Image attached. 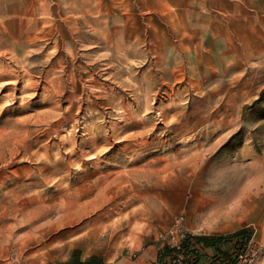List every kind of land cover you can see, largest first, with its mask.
Here are the masks:
<instances>
[{"label":"rangeland","instance_id":"obj_1","mask_svg":"<svg viewBox=\"0 0 264 264\" xmlns=\"http://www.w3.org/2000/svg\"><path fill=\"white\" fill-rule=\"evenodd\" d=\"M0 85V264H264V0H0Z\"/></svg>","mask_w":264,"mask_h":264},{"label":"trees","instance_id":"obj_2","mask_svg":"<svg viewBox=\"0 0 264 264\" xmlns=\"http://www.w3.org/2000/svg\"><path fill=\"white\" fill-rule=\"evenodd\" d=\"M252 232L241 228L228 234L186 233L177 245L165 241L157 246L152 264H235L244 255ZM54 264H114L97 255L83 258L72 249L64 261Z\"/></svg>","mask_w":264,"mask_h":264},{"label":"built area","instance_id":"obj_3","mask_svg":"<svg viewBox=\"0 0 264 264\" xmlns=\"http://www.w3.org/2000/svg\"><path fill=\"white\" fill-rule=\"evenodd\" d=\"M182 220V216H179L175 221L178 224L180 221ZM186 234V232L181 231L179 233V236L177 238V240L172 239L171 241H168L171 245H177L179 240L184 237V235ZM247 251V250H246ZM245 251L244 255L240 256V259L235 263V264H250V260L247 261V259L245 258V255L247 254V252ZM244 257V258H243ZM244 260V263L242 262ZM247 261V262H246Z\"/></svg>","mask_w":264,"mask_h":264},{"label":"bare ground","instance_id":"obj_4","mask_svg":"<svg viewBox=\"0 0 264 264\" xmlns=\"http://www.w3.org/2000/svg\"><path fill=\"white\" fill-rule=\"evenodd\" d=\"M48 23H49V22H48ZM54 28H55V27H54ZM49 30H50V29H49ZM52 31H53V29H52ZM50 33H51V32H50ZM51 44H52V43H51ZM13 45H14V44H13ZM52 45H53V44H52ZM14 47H15V46H14ZM37 50H38V49H37ZM15 51H16V50H15ZM21 51H22V50H21ZM5 53H6V52H5ZM7 54H8V53H7ZM19 57H20V55H19ZM20 58H21V57H20ZM15 59H16V56H15ZM11 60H12V59H11ZM19 61H20V60H19ZM16 62H18V61H16ZM16 67H17V66H16ZM10 74H11V73H10ZM18 75H19V74H18ZM19 78H20V77H19ZM24 78H25V77H24ZM25 80H27V79H25ZM5 81H6V80H5ZM7 82H9V80H8ZM10 82H11V81H10ZM21 82H22V81H21ZM33 82H34V81H33ZM36 82H37V81H36ZM1 83H2V82H1ZM3 83H4V81H3ZM17 83H18V82H17ZM15 84H16V83H15ZM21 84H22V83H21ZM36 84H37V83H36ZM16 85H17V84H16ZM0 86H1V85H0ZM4 89H5V88H4ZM17 89H18V88H17ZM35 90H36V87H35ZM1 92H2V91H1ZM1 92H0V93H1ZM6 92H7V91H6ZM34 93H36V92L34 91ZM20 96H21V95H20ZM35 97H36V95H35ZM13 111H14V110H13ZM4 206H5V205H4ZM31 210H32V208H31ZM28 211H29V210H28ZM28 211H27V212H28ZM30 212H31V211H30ZM6 213H7V212H6ZM8 214H10V213H8ZM8 214H7V215H8ZM5 215H6V214H5ZM30 215H31V213H30ZM30 215H29V216H30ZM2 216H3V215H2ZM29 216H28V217H29ZM13 223H14V222H13ZM9 224H11V223H9ZM13 225H14V224H13ZM11 226H12V225H11ZM15 233H16V232H15ZM6 234H7V233H6ZM11 235H12V234H11ZM11 235H10V236H11ZM8 236H9V235H8ZM14 236H15V235H14ZM23 236H25V235H23ZM23 236H22V237H23ZM26 236H27V235H26ZM12 238H13V237H12ZM12 238H11V240H14V239H12ZM6 239H7V235H6L5 240H6ZM23 239H24V238H23ZM16 240H17V238H16ZM0 243H1V242H0Z\"/></svg>","mask_w":264,"mask_h":264},{"label":"crops","instance_id":"obj_5","mask_svg":"<svg viewBox=\"0 0 264 264\" xmlns=\"http://www.w3.org/2000/svg\"><path fill=\"white\" fill-rule=\"evenodd\" d=\"M154 260H155V256H154ZM154 260H153V261H154Z\"/></svg>","mask_w":264,"mask_h":264}]
</instances>
